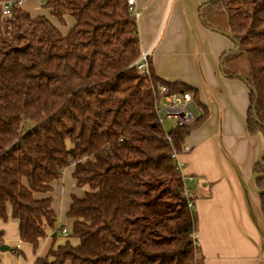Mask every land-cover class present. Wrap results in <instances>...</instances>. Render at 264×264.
<instances>
[{
	"label": "trees",
	"instance_id": "16d2710c",
	"mask_svg": "<svg viewBox=\"0 0 264 264\" xmlns=\"http://www.w3.org/2000/svg\"><path fill=\"white\" fill-rule=\"evenodd\" d=\"M40 1L61 26L74 25L65 35L49 17L13 6L10 33L0 35V219L11 208L34 251L52 232L55 240L54 184L73 166L83 195L66 215L70 239L38 264H202L173 158L195 124L166 131L155 112L160 86L196 90L162 80L151 63L150 79L134 66L140 38L127 0ZM206 10L226 13L240 49L223 56L224 73L256 91L248 130L264 136V0H213ZM263 164L264 156L254 173ZM254 185L264 189V177Z\"/></svg>",
	"mask_w": 264,
	"mask_h": 264
},
{
	"label": "crops",
	"instance_id": "0c3cea01",
	"mask_svg": "<svg viewBox=\"0 0 264 264\" xmlns=\"http://www.w3.org/2000/svg\"><path fill=\"white\" fill-rule=\"evenodd\" d=\"M18 1L33 18L49 17L65 35L74 25L67 18L66 26H61L40 0H0V35L8 36L11 30L9 18L3 14L5 5ZM212 1L137 0L141 13L137 21L140 52L151 49L150 63L159 78L195 89L203 110L185 140L184 146L190 151L178 157L182 174L194 178L187 186L195 198V239L202 264H264L261 198L248 185L264 150V136L251 135L248 130V85L221 69L223 56L237 46L205 25L203 13ZM222 30L226 32L228 27ZM73 173L72 166L54 184L58 237L54 240L52 232L34 251L31 245L21 242L19 223L11 217L9 208L8 220L0 219V231L4 233L3 245L12 251H0V264H38L66 242L60 243V229L71 232L73 222L66 215L72 196L83 195ZM253 186L256 188L254 182Z\"/></svg>",
	"mask_w": 264,
	"mask_h": 264
},
{
	"label": "built area",
	"instance_id": "2783aa9c",
	"mask_svg": "<svg viewBox=\"0 0 264 264\" xmlns=\"http://www.w3.org/2000/svg\"><path fill=\"white\" fill-rule=\"evenodd\" d=\"M130 15L137 22L141 16L140 11L137 8V0H127ZM17 6L21 8L22 2H10L5 5L3 14L5 18L11 16V8ZM151 49L141 52L139 59L135 62L134 66L146 77L150 79L151 73L149 70ZM155 112L159 124L164 128V122L166 120H174L176 126H187L196 122L199 115H202L203 110L199 102L197 101L194 93H170L167 86H160L158 97L156 100ZM169 139V138H168ZM190 148L184 146L182 153L189 152ZM180 153L174 152L173 158L176 161V169L181 173L184 180V196L188 203V208L193 211L195 206V198L193 197L192 189L188 188L187 183L193 181V176L185 177L182 174L183 165L178 161ZM61 233L64 237L69 235L68 231L63 228ZM196 248L197 247V244Z\"/></svg>",
	"mask_w": 264,
	"mask_h": 264
},
{
	"label": "rangeland",
	"instance_id": "374dc122",
	"mask_svg": "<svg viewBox=\"0 0 264 264\" xmlns=\"http://www.w3.org/2000/svg\"><path fill=\"white\" fill-rule=\"evenodd\" d=\"M204 18H205L206 22L208 23V25L210 24L211 26H213V28L224 29V28L228 27V25H227V16H226V13L223 10H219L218 15L214 16L213 19L209 18L208 11L206 10V15H204ZM243 65L244 64L238 65L237 69L238 70H242ZM175 127H176V123H175L174 120H166L164 122V129L166 131H171ZM67 239H70V238H66V237H62L61 236L60 237V243L61 242H65V240H67Z\"/></svg>",
	"mask_w": 264,
	"mask_h": 264
},
{
	"label": "water",
	"instance_id": "95a60500",
	"mask_svg": "<svg viewBox=\"0 0 264 264\" xmlns=\"http://www.w3.org/2000/svg\"><path fill=\"white\" fill-rule=\"evenodd\" d=\"M212 30H214V31H216V32H220V33L226 35L227 37H229L230 39L233 40V36H232L230 33H227V32H221V31H219V30H217V29H212ZM239 49H240V47L237 48V51H238ZM221 69H222V71H223V73H224L223 65H221ZM224 74H225V73H224ZM234 76H235L236 78H240V79L244 80V77H243L242 75H240V74H236V75H234ZM250 90H252V92H254V93L256 94V91H255L254 89H251V88H250ZM253 115H254V117H255L256 122H258L259 124H261L260 121L258 120V117H257V114H256V110H255V108H254V110H253ZM262 156H264V150H262L261 153L259 154L258 159H257L258 162H262ZM263 165H264V164H263ZM259 177H264V174L254 173V174L251 176L248 185H249V188H250L252 191L256 192L257 194H262V193H264V189H256V188H254V186H253V182H254V180H255L256 178H259ZM0 251H2V252H6V251H12V249H11L9 246H7V245H1V246H0Z\"/></svg>",
	"mask_w": 264,
	"mask_h": 264
}]
</instances>
